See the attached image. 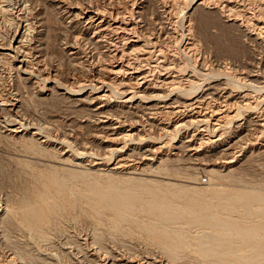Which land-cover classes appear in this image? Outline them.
<instances>
[{"label": "rangeland", "instance_id": "374dc122", "mask_svg": "<svg viewBox=\"0 0 264 264\" xmlns=\"http://www.w3.org/2000/svg\"><path fill=\"white\" fill-rule=\"evenodd\" d=\"M113 1L0 0V40L8 43L22 27L25 47L31 38L40 50L29 74L15 50L0 56V94L19 101L15 113L0 103V264H235L239 254L256 252L245 262L264 264V0ZM86 7L100 10L99 20L119 14L131 28L125 37L108 29V46L94 49L87 41L97 28L76 13ZM131 37L138 47H129ZM67 42L80 53L72 55ZM93 68L114 79L100 112V102L72 94L99 91L98 80L86 81ZM152 83L169 97L153 100L158 105L202 96L190 113L207 120L169 135L151 127L173 128L176 120L163 116L171 110L164 106L155 118L143 115L140 90L151 95ZM128 95L140 104L130 106ZM117 116L123 130L139 134L110 131L102 120L114 125ZM140 134L165 144L157 159L119 165L113 148L131 159L146 141ZM191 137L198 147L183 144L180 154L176 143ZM225 226L260 229L259 236L220 234Z\"/></svg>", "mask_w": 264, "mask_h": 264}, {"label": "bare ground", "instance_id": "6f19581e", "mask_svg": "<svg viewBox=\"0 0 264 264\" xmlns=\"http://www.w3.org/2000/svg\"><path fill=\"white\" fill-rule=\"evenodd\" d=\"M113 1V0H112ZM213 2H214V0H212ZM6 1H4V3H5ZM26 2V1H25ZM30 2V1H29ZM114 2V1H113ZM204 1L202 0V1H200V4L201 3H203ZM1 3V2H0ZM8 3V2H7ZM2 4V3H1ZM216 4V3H215ZM9 5V4H8ZM14 5V4H13ZM86 5V4H85ZM22 6V5H21ZM25 6V5H24ZM28 6V5H27ZM84 6V5H83ZM91 6V5H90ZM20 7V6H19ZM31 7V6H30ZM107 7V6H106ZM8 8V7H7ZM25 8V7H24ZM94 8V7H93ZM93 8H90V7H86V9L84 10V8L82 9V10H84V11H82L81 12V14L79 15V13L80 12H76V13H78L77 15V17H78V19H79V16L81 17V19H83V20H85V22L88 24V25H90V26H92V27H96L97 28V30H96V39L95 38H89L88 39V43H90V44H94V49H98V48H101V47H107L108 45L107 44H105V41H107V39H104V37L106 38V36H107V34H109V33H107L106 34V31L109 29L110 31L111 30H113V31H118L119 29H121L122 30V34H121V36H123L124 35V37H125V33L124 32H126V31H128V29H129V27L131 28V26H129V22H122V21H120V20H118L117 19V16L119 15L118 13V15H115L116 17L115 18H113L111 21L110 20H108L107 18L108 17H105L103 14L101 15L102 17L100 18V20L98 19V15L100 14V10H95V9H93ZM100 9V8H99ZM112 9V8H111ZM2 10H4V9H2ZM6 10V9H5ZM9 10V9H8ZM20 10H21V7H20ZM23 10V9H22ZM31 10V9H30ZM105 9H103V11H104ZM113 10H114V8H113ZM134 10V9H133ZM0 11H1V9H0ZM102 11V12H103ZM111 10H109V12H110ZM117 11V10H116ZM7 12V11H6ZM113 12V11H112ZM112 12H110V13H112ZM136 12V11H135ZM139 12V11H138ZM3 13H4V11H3ZM7 14V13H6ZM35 14V13H34ZM71 14H73V13H71ZM123 14H124V11H123ZM127 14V13H126ZM5 15V14H4ZM108 15V14H107ZM122 15V14H121ZM111 16H112V14H111ZM27 17V16H26ZM76 17V16H75ZM121 17V16H120ZM119 17V18H120ZM123 17V16H122ZM21 18H25V17H21ZM110 18V17H109ZM38 19V18H37ZM121 19V18H120ZM80 20V19H79ZM98 20V21H97ZM26 21V20H25ZM20 23V22H19ZM32 23V22H31ZM36 24V23H35ZM131 24V23H130ZM133 26H134V24H132ZM26 26V25H25ZM29 26V25H28ZM31 26V25H30ZM129 26V27H128ZM18 27H20L19 25H18ZM32 27V26H31ZM34 27V26H33ZM17 28V27H16ZM135 28V27H134ZM133 28V29H134ZM25 29H27L26 27H25ZM136 29V28H135ZM16 30V29H15ZM95 31V30H94ZM133 31H135V30H133ZM25 32H26V30H25ZM25 32L22 30V27L21 28H19V29H17L16 31H14V34L12 35V37H11V40H10V38H9V42L8 43H5V42H3L2 40H0V56H3V55H5L6 54V50L7 49H13V50H15V55H14V59H17L18 61H20V62H18L19 64H18V67L23 71V72H25V73H27V74H29V73H31V71L29 70V64L30 63H35V64H38L39 62H40V55L39 54H37L40 50H39V47H38V45L36 44V41H33V39H31L30 38V41H28V44H29V46H26L25 47V44L26 43H24V41H25ZM29 32V31H28ZM119 32V31H118ZM132 32V31H131ZM95 33V32H94ZM114 33V32H113ZM129 33H130V31H129ZM132 33H135V32H132ZM30 34H32V33H30ZM115 34H117V33H115ZM114 34V35H115ZM47 35V34H46ZM109 35H111V34H109ZM118 35V34H117ZM116 35V36H117ZM139 35V34H138ZM30 36V35H29ZM28 36V37H29ZM95 36V35H94ZM120 36V34L118 35V39L120 38L119 37ZM127 36H129V34H127ZM131 36V35H130ZM129 36V37H130ZM111 37V36H110ZM129 37H127V38H129ZM33 38V37H32ZM115 38V37H114ZM123 38V37H122ZM133 38H135V37H133ZM28 39V38H27ZM111 39V38H110ZM110 39H109V41H110ZM121 39V38H120ZM116 40H117V38H116ZM124 40H126V41H128L126 38H124ZM132 42L134 41H136V39H132V37H131V39H130ZM2 41V42H1ZM112 41V43L113 42H115L114 40H111ZM111 41L109 42V43H111ZM118 42H120V41H118ZM132 42H130V45H129V47L131 48V47H133V46H136V47H138L137 45H135L136 43H132ZM68 43V45L67 46H69V48H70V53L72 54V55H77V54H79L80 52H79V49H77V48H79V46H75L74 44H72L71 42H67ZM87 43V44H88ZM115 43H117V42H115ZM127 44V43H126ZM84 45V44H83ZM113 45V44H112ZM116 45V44H115ZM119 45V44H118ZM142 45V44H141ZM84 46H87V45H84ZM110 46V45H109ZM143 46V45H142ZM25 48V49H24ZM66 48V47H65ZM84 48V47H83ZM110 48V47H109ZM108 48V49H109ZM129 48V50H131ZM111 49V48H110ZM118 50H119V48H117ZM139 49V48H138ZM140 49H143V48H140ZM117 50V51H118ZM124 50H126V49H124ZM123 50V51H124ZM133 50V49H132ZM135 50V49H134ZM144 50V49H143ZM113 50H110V53L112 52ZM115 51V50H114ZM122 51V50H121ZM128 51V50H127ZM138 51V50H137ZM142 51V50H141ZM132 52V51H131ZM8 53V52H7ZM122 53V52H121ZM127 53V52H126ZM133 53V52H132ZM8 54H10V53H8ZM125 53H123L122 55H124ZM115 55H116V53H115ZM117 55H119V54H117ZM134 55H135V52H134ZM139 55V54H138ZM144 55V54H143ZM10 56V55H9ZM87 56H88V54H87ZM91 56V55H90ZM93 56V55H92ZM121 56V55H120ZM119 56V57H120ZM127 56H129V55H127ZM10 57H12V56H10ZM30 57H32V58H30ZM135 57V56H134ZM91 58V57H90ZM100 58V57H99ZM114 58V57H113ZM91 59H93V57L91 58ZM13 60V59H12ZM16 60V61H17ZM85 60L86 61H89L90 62V60L89 59H87V58H85ZM141 61V60H140ZM15 62V61H14ZM122 62V61H121ZM43 63V62H42ZM124 63V62H123ZM122 63V64H123ZM1 64V63H0ZM121 64V65H122ZM127 64V63H126ZM4 65V64H3ZM31 65V64H30ZM120 65V66H121ZM125 65V64H124ZM148 65V64H147ZM15 66H17V65H15ZM89 66V65H88ZM101 66V65H100ZM113 66V65H112ZM131 66V65H130ZM31 67V66H30ZM40 67V66H39ZM85 67V66H84ZM94 67V66H93ZM44 68V67H43ZM98 68V67H97ZM119 68V67H118ZM133 68V67H132ZM19 69V70H20ZM42 69V68H41ZM99 69V68H98ZM127 69H129V68H127ZM112 70V72H117V70H115L114 68H112L111 69ZM110 70V71H111ZM121 67H120V72H121ZM124 70V69H123ZM122 70V71H123ZM125 70H126V67H125ZM119 71V70H118ZM119 72V73H120ZM134 72V71H133ZM91 74L89 75V79H87L86 81H90V82H93L94 83V81L95 80H98L97 81V83L96 84H94V86H95V88L96 89H99V91H93V92H89V93H87V94H85V95H83V93H72V94H74V95H78V96H76V98H75V100L76 101H81V100H83V99H87V100H89V103L90 104H92V106H94V102L95 101H98V102H100V104L98 105V106H96V107H94L95 109L94 110H96V111H98V112H100V110L103 108V106H106L107 104H108V100L109 99H111L113 96L111 95V90H110V88H109V86H111V82L114 80H112L111 78H106V77H103V75H102V77H101V74L103 73L102 72V69H100V70H97L96 68H93L92 70H91V72H90ZM118 73V72H117ZM116 73V74H117ZM132 73V72H131ZM132 74H134V73H132ZM132 74H130V75H132ZM140 74V73H139ZM144 74V73H143ZM108 75V74H107ZM118 75V74H117ZM137 75V74H136ZM26 76V75H25ZM30 76V75H29ZM87 76V75H86ZM133 76V75H132ZM46 77V76H45ZM116 78V77H115ZM145 78V77H144ZM146 79V78H145ZM82 81H84V80H82ZM125 81H127V80H125ZM135 81V80H134ZM141 81V80H140ZM114 82V81H113ZM136 82V81H135ZM156 82H158V80L156 81ZM159 82H161V83H164V79H162V80H160ZM68 83V82H67ZM138 83V82H137ZM160 83V85H162ZM8 84V83H7ZM70 84V83H69ZM100 86H99V85ZM139 84V83H138ZM138 84H134L135 86H137ZM153 84V83H152ZM156 85H158V83H155ZM167 84V83H166ZM71 85V84H70ZM114 85V84H113ZM133 85V86H134ZM140 85V84H139ZM138 85V86H139ZM164 85V84H163ZM211 85V84H210ZM104 86H106L107 88L105 89V88H103ZM132 86V85H131ZM149 86H150V84H149ZM149 86H146L148 89H149V91L151 92V95H148V96H146L145 94H146V90L145 89H141L140 90V92L141 93H145L144 94V98H146L147 99V101H145V106L143 107V115H147V116H145V117H149V118H155V115H157V114H159V115H161V113H162V111L161 110H159L160 109V106H164V107H166V108H169V109H171V110H167V109H165V110H167V112L169 111V113L170 114H172V116H170V115H168L169 113H162L163 114V116H166L170 121L172 120V118L173 117H176V120H174V122H173V128H171L170 127V125L169 124H163V125H160V124H156V125H154L153 124V122H150V125H151V127H156V130H160L161 131V133H164L165 135H169V134H171V133H173V132H176V131H178L182 126H186V125H188L189 123H191V122H203V121H206L207 120V115L204 117V116H202V117H199V115H194L193 113L191 114L190 112L192 111V106L195 104V103H197V104H199L200 102V100L202 99V100H204L203 98H202V96H195L194 98H192V99H190V100H183V101H181V100H179V99H176V97L174 96V97H172V100L171 101H165V102H163L162 104L163 105H158L159 103L158 102H154L153 100H155V99H160V98H166L167 96H165V95H163V92H160V90L158 89V88H160V87H155L154 86V84H153V86L151 85L150 87ZM142 87V86H141ZM145 87V88H146ZM256 87V86H255ZM51 88V87H50ZM132 88V87H131ZM134 88V87H133ZM6 89V88H5ZM52 89V88H51ZM135 89V88H134ZM72 90H74L73 88H72ZM122 90V89H121ZM120 90V91H121ZM71 91V90H70ZM18 92V91H17ZM72 92V91H71ZM82 92V91H81ZM123 94L125 93V94H127V93H132V91L129 89L128 90V88H125V89H123L122 91H121ZM133 93H134V96H135V94H137V93H139V91H135V90H133ZM143 94H138V96H143ZM166 94V93H165ZM2 94H0V103H1V101H2V108L3 109H5V110H9V111H11L12 113L15 111H18V108H19V101L17 102V100L15 101V102H10V101H8L3 95L1 96ZM83 95V96H82ZM130 95V94H129ZM126 96V98L124 99L125 101H127V102H131L132 104H134L135 103V101H134V97L133 96ZM222 95H224V94H222ZM226 95V94H225ZM227 96V95H226ZM171 97V96H170ZM222 97V96H221ZM231 97V96H230ZM167 98H169V97H167ZM167 98H166V100H167ZM173 98H175V99H173ZM178 98V97H177ZM241 98V97H240ZM189 99V98H188ZM226 99V98H225ZM6 100L8 101V103H6ZM165 100V99H164ZM139 101V100H138ZM141 101V100H140ZM143 101V100H142ZM10 102V103H9ZM21 102V101H20ZM160 102V101H159ZM206 102V101H205ZM224 102V101H223ZM237 102V101H236ZM110 103V102H109ZM140 103L139 102H136L134 105H130V106H134V107H137L138 105H139ZM161 104V103H160ZM196 104V105H197ZM239 104V103H238ZM8 105V106H7ZM201 105V104H200ZM228 105V104H227ZM230 105V104H229ZM91 106V107H92ZM126 107V106H125ZM194 107V106H193ZM197 107V106H196ZM106 108V107H105ZM195 110H196V108H195ZM214 110V109H213ZM212 110V111H213ZM95 111V112H96ZM135 111V110H134ZM194 111V110H193ZM211 111V110H210ZM14 112V113H15ZM163 112H165V111H163ZM197 112V111H196ZM199 112V111H198ZM218 111H216V113L215 114H218L217 113ZM200 113V112H199ZM198 113V114H199ZM211 113H213V112H211ZM17 114V113H16ZM103 114V113H102ZM201 114V113H200ZM18 115V114H17ZM107 115V114H106ZM143 115H140L141 117H144ZM174 115V116H173ZM105 116V115H104ZM108 116V115H107ZM201 116V115H200ZM98 117V116H97ZM101 117V116H100ZM157 117V116H156ZM160 117V116H159ZM158 117V118H159ZM227 117V116H226ZM106 118H108V117H106ZM122 118V117H121ZM166 118V119H167ZM224 118V117H223ZM111 119V118H110ZM117 119H118V116H117ZM161 119V118H160ZM174 119V118H173ZM249 119V118H248ZM165 120V119H164ZM246 120V119H245ZM23 121V120H22ZM103 122H107V127L108 128H111V130L110 131H113V133H120L121 134V136H122V138L124 137H130V136H134L135 134H139L138 132H134L133 131V128H128V129H122V127H123V121L122 120H120V118L117 120V122L114 124V125H110V124H108V120L106 119V120H102ZM150 121V120H149ZM148 121V122H149ZM216 121H218V122H215V123H221V121H220V119L219 120H216ZM252 121V120H251ZM126 122V121H125ZM136 122H138V120L136 121ZM147 122V121H146ZM160 122H162V119L160 120ZM159 122V123H160ZM246 122V121H245ZM166 123H168L167 121H166ZM204 123V122H203ZM214 123V124H215ZM246 124V123H245ZM258 124H261V123H259L258 122ZM206 125V124H205ZM242 125V124H241ZM257 125V124H256ZM201 126V125H200ZM203 126V125H202ZM202 126H201V129H202ZM215 126V125H214ZM20 127V126H19ZM103 127V126H102ZM134 127V126H133ZM246 127V126H245ZM255 127V126H254ZM124 128V127H123ZM209 128V127H208ZM240 128H243V127H241L240 126ZM106 129V128H105ZM121 129H122V131H121ZM153 129V128H152ZM248 129V128H247ZM12 132L13 131H19V129L16 127H14V128H12V129H10ZM200 130V129H199ZM202 130H204V129H202ZM242 130H244V129H242ZM207 131V130H206ZM253 131V130H252ZM14 132V133H15ZM35 132V131H34ZM104 132V131H103ZM199 132H201V131H199ZM208 132V131H207ZM238 132V131H237ZM239 132H240V130H239ZM254 132V131H253ZM37 133V132H36ZM105 133V132H104ZM250 133V132H249ZM213 134V133H212ZM248 134V133H247ZM114 135H116V134H114ZM199 135V134H198ZM211 135V134H210ZM214 135V134H213ZM250 135H252L251 133H250ZM111 136V135H110ZM116 136H118V135H116ZM140 136L141 137H143L144 136V134L142 135V134H140ZM209 136V135H208ZM219 136V135H218ZM244 135H241V136H239L238 137V139L240 140V139H243L242 137H243ZM245 136H247V135H245ZM113 137H115V136H113ZM119 137V136H118ZM195 137V136H194ZM214 137V136H213ZM116 138V137H115ZM120 138V137H119ZM144 138V137H143ZM146 138V137H145ZM144 138V139H145ZM183 138V137H182ZM197 138V137H196ZM201 138V137H200ZM210 138V137H209ZM215 138V137H214ZM235 138H236V136H235ZM66 139V138H65ZM179 139V138H178ZM185 139V138H184ZM249 138H247V140H248ZM183 140V139H182ZM182 140H180V143H176V145H175V147L174 148H176L178 151H179V148H180V146L182 145L183 146V144L184 145H186V146H188L189 147V149L190 150H192V149H195L196 147H198V145L194 148L193 147V145H192V142H191V140H192V137L191 138H187L185 141H182ZM194 140V139H193ZM192 140V141H193ZM198 140H200V139H198ZM169 141V140H168ZM196 141V140H195ZM194 141V142H195ZM206 141H208V140H206ZM214 141V140H213ZM235 141V140H234ZM216 142V141H215ZM137 143H139V142H137ZM156 142H154V141H152V140H150L149 138H146V141L144 142V145L140 148V150H138L139 152H137L138 154H135V155H132L131 154V159H129V156H130V154H125V153H123L122 151V148H119V147H116V148H113V151L112 152H117V153H119V156H118V158H120L119 159V161H121V162H123L122 164H119V165H121V166H125V164H127V166L128 165H135V166H137V167H140L141 166V164H143V163H145V161L146 160H155V159H157V156H158V152L161 150V148L163 147V145H165V144H163V142H162V144H155ZM159 143V142H158ZM173 143V142H172ZM202 143V142H201ZM232 143V142H231ZM234 143V142H233ZM204 144V143H203ZM228 144V143H227ZM133 145V144H132ZM218 145V144H217ZM169 146V145H168ZM195 146V145H194ZM184 147V146H183ZM217 147V146H216ZM130 148V147H129ZM164 148V147H163ZM200 148V147H199ZM198 148V149H199ZM218 148V147H217ZM222 148V147H221ZM163 150V149H162ZM183 150V149H182ZM232 150V149H231ZM220 151H221V149H220ZM226 151V150H225ZM132 152V151H131ZM130 152V153H131ZM134 152V151H133ZM180 152V151H179ZM182 152V151H181ZM181 152H180V154H181ZM188 152V151H187ZM196 152V151H195ZM215 152H219V151H214V153ZM162 153V152H161ZM173 153H178L177 151L175 152H173ZM191 153V152H190ZM190 153H188V155L190 154ZM116 154V153H115ZM160 154V153H159ZM107 155V154H106ZM117 155V154H116ZM174 155H176V154H174ZM163 156V155H162ZM178 156H179V153H178ZM189 156H191V155H189ZM198 156V155H197ZM165 157V156H164ZM174 157V156H173ZM192 157V156H191ZM81 158V157H80ZM116 159H117V157H116ZM161 159V158H160ZM223 160V159H222ZM130 161V162H129ZM163 161V160H162ZM128 162L130 163V164H128ZM227 162H232V160H229V161H227ZM226 162V163H227ZM225 163V162H224ZM146 164V163H145ZM231 164V163H230ZM110 167V166H109ZM117 168V167H116ZM142 168V167H141ZM214 168V167H213ZM113 170V169H112ZM210 170V169H209ZM212 171H215V169L213 170V169H211ZM134 172V171H133ZM49 205H51V204H49ZM155 206V205H154ZM157 206V205H156ZM155 206V207H156ZM158 208V207H157ZM227 225V224H226ZM221 228H223V231L222 232H220V234H225V235H237V236H241V235H249V236H251L252 238L251 239H255V238H258V236H259V231H260V229H255V230H247V229H244L243 231L242 230H238V229H231V227L230 228H227L226 226L225 227H221ZM237 228H239V227H237ZM225 229H227V230H225ZM180 235H182V234H180ZM206 244V243H205ZM208 245V244H207ZM205 251V250H204ZM260 255V253H254V254H250V255H243V254H239L238 255V258H240L241 260H238L235 264H248L247 262H245V261H247V260H250V259H256L258 256ZM108 262V261H107ZM107 262H105V263H107ZM105 263H103V264H105ZM111 263V262H110Z\"/></svg>", "mask_w": 264, "mask_h": 264}, {"label": "built area", "instance_id": "2783aa9c", "mask_svg": "<svg viewBox=\"0 0 264 264\" xmlns=\"http://www.w3.org/2000/svg\"><path fill=\"white\" fill-rule=\"evenodd\" d=\"M202 181H207L206 176L202 177Z\"/></svg>", "mask_w": 264, "mask_h": 264}]
</instances>
